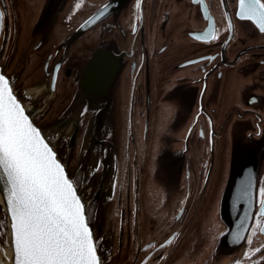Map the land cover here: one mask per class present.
<instances>
[{
    "label": "flooded vegetation",
    "instance_id": "af4514ba",
    "mask_svg": "<svg viewBox=\"0 0 264 264\" xmlns=\"http://www.w3.org/2000/svg\"><path fill=\"white\" fill-rule=\"evenodd\" d=\"M111 1L100 0L89 18ZM60 2L0 0V12L5 13L0 40L4 33L14 39L12 51L7 44L0 48V64L50 143L54 146L56 126V132H72L70 150L80 130H84L88 153L97 132L105 135L100 142L112 145L111 133L126 127L131 119L134 124L135 112L145 130L139 135L142 142L133 145L147 148L151 160L154 149L168 148L161 155L173 167L189 151L187 161L199 165V176L206 177L207 164L211 166L209 175L220 178L210 191V178L205 181L204 191L193 193V201L170 219L173 230L163 243L142 240L137 228L134 236L139 244L132 246L130 264H156L154 257L161 246L185 241L194 228L192 243L197 245L195 239L205 228L199 221L214 208L221 220L218 239L209 247V256L200 253L208 243L191 260L195 264H264V232L256 228L259 189L264 187V33L252 21L236 16L238 0H139V8L138 0H125L78 39L83 33L67 36L65 30L71 4L68 0L58 15L55 10ZM210 24L215 26L216 39H196ZM55 42L59 43L58 55ZM97 51L113 78L104 89L85 90L80 84L82 73ZM27 53L29 58L22 59ZM35 73L40 79L32 77ZM69 85L76 90L58 113ZM54 112L59 117L55 124ZM84 116L81 125L78 121ZM168 121L175 125L170 136L160 132ZM202 155L208 161H198ZM183 171L188 181L191 170L187 166ZM77 173L91 177L94 169L81 165ZM107 174L104 187L110 179ZM247 180L252 185L251 200L238 201L242 182ZM89 192L92 194V187ZM9 229V217L0 202V244L8 240ZM170 258L164 263L174 264Z\"/></svg>",
    "mask_w": 264,
    "mask_h": 264
},
{
    "label": "rangeland",
    "instance_id": "374dc122",
    "mask_svg": "<svg viewBox=\"0 0 264 264\" xmlns=\"http://www.w3.org/2000/svg\"><path fill=\"white\" fill-rule=\"evenodd\" d=\"M67 1L61 0L55 10L58 15L61 14ZM68 3L71 5L66 16L69 18V23L65 26L67 36L76 33V29L99 6L100 0H69ZM83 36L84 33L78 39L83 38ZM76 42L77 39L73 45ZM5 44L12 51L14 39L7 38L4 33L0 40V48ZM58 44L57 42L54 43V53L56 55H58L57 53L60 54ZM60 46L67 48L66 45ZM28 58V53L23 54L22 59L26 60ZM20 72L24 74V68ZM35 75L36 73L32 76L34 79H40L39 76L35 77ZM29 87L31 86L26 88ZM75 90L76 88L72 89V86L69 85L67 91H63L65 98L62 106L59 110L57 109L58 113L69 103ZM69 91H72L70 96ZM66 117L71 119L68 114ZM136 117L134 112V124H132L131 119V123L126 124V127L122 125L121 128L111 133L112 145H104L103 142H100L105 137L102 131L95 133L93 136V143L95 144L89 153L86 154L84 152L88 144L84 143V130H80L74 148L70 150L72 132L69 131V135L65 132L60 134V131L56 132L57 128L54 126V147L59 152V155H63L61 159L68 166L70 176L76 181L82 197L87 200V212L91 223H93L96 243L100 245V248H103L101 254L103 262L104 260L107 261L103 264L131 263L134 257L133 247L137 248L139 244L137 237L134 236L137 228L142 240L152 241L155 244L163 243L173 230L172 223H169L170 219L177 214L179 215L182 207H186L193 201L195 195L192 196V194L204 191L203 183L209 178L211 181L209 191L212 188V184L215 189L220 183V178L216 174L209 175L211 166L205 163L204 174L206 177L203 178L204 176L198 175L199 165L187 161L189 151L173 167L168 162H164L163 157L165 155H161V151H168V148L154 149L153 160H151L147 148L133 145V143L140 144L142 142L139 135L145 130L144 124L137 120ZM73 118L71 121L74 122ZM84 118L85 116L78 123L83 125ZM36 119L43 127V123L40 122L39 118ZM58 119L57 113L54 112V124ZM174 130L175 125L168 121L160 132L170 136ZM65 136H68V138ZM129 142L132 143L130 144L131 146L128 145ZM94 149L96 150L95 161L90 159ZM83 156H86V159H88L86 163L91 164L94 169L91 177H85L77 173V169L81 167V162H83ZM170 157H173V153ZM204 158L205 156L202 155L197 160L208 161V159ZM85 166L84 164L83 167ZM187 166L192 173L188 181L184 179L185 172L183 171ZM106 174L110 176V179L108 180V186L104 187L103 181L106 178ZM197 181L201 184L197 185ZM88 187L93 188L92 194L88 192ZM88 199L92 200V202H88ZM206 214L205 218H201L199 221V224H204L205 228L195 239L197 245L192 243L196 237V229L194 228L193 231L187 233L185 241L183 238L177 244L171 243L161 246L160 250L155 254V263L165 264L164 260H169L171 254L177 251L171 256L170 263L175 260L174 264H195V261L193 262L192 260L196 259V253L209 243L208 247L203 250L204 253L200 251L201 254L208 256L209 247L213 244V241L216 242L218 239L221 220L219 213L217 219L215 208L209 210ZM136 218H139L138 224L135 222ZM206 225L209 229L206 228ZM7 245L11 249L10 235L8 240L1 241L0 247L4 248ZM220 262L222 261L219 260Z\"/></svg>",
    "mask_w": 264,
    "mask_h": 264
},
{
    "label": "snow or ice",
    "instance_id": "6c2138e0",
    "mask_svg": "<svg viewBox=\"0 0 264 264\" xmlns=\"http://www.w3.org/2000/svg\"><path fill=\"white\" fill-rule=\"evenodd\" d=\"M236 16L242 21H252L264 33L262 0H238ZM4 17L5 13L0 12V27ZM195 38L205 42L215 40V26L210 24L203 35ZM0 183L11 220L14 264H100L85 206L73 181L25 114L3 75H0ZM251 187L250 180L242 182L237 200L249 202ZM259 197L256 228L264 232V187L259 189ZM236 236L239 239V233Z\"/></svg>",
    "mask_w": 264,
    "mask_h": 264
},
{
    "label": "water",
    "instance_id": "95a60500",
    "mask_svg": "<svg viewBox=\"0 0 264 264\" xmlns=\"http://www.w3.org/2000/svg\"><path fill=\"white\" fill-rule=\"evenodd\" d=\"M125 0H112L107 7H104L102 9H99L95 14H93L83 25L76 31L75 35L78 36L82 34L85 30H88L90 27L94 26L98 22H100L103 18H105L108 14L111 12H114L119 8L124 3ZM103 55L100 51H97L93 54L91 59L89 60L87 66L85 67L82 77H81V87L85 90H101L104 89L112 80L113 78V73L109 74L108 69L105 68V65H102L103 62ZM0 75L5 76L6 79L9 81V86L13 90V95L17 98V101L21 104V106L25 110V114L29 117V120L33 123V126L36 127L42 134V136L45 138V141L49 143V146L53 149V151L56 153L57 160L62 164V166L65 168V172L68 175V177L73 181L74 186L76 187L77 195L80 197L81 202L85 206V215L86 219L88 220L90 230L92 231L93 234V240L96 243L95 235H94V228L92 224L89 221L88 213H87V204L85 200L83 199L82 195L80 194L78 187L76 186L74 180L72 177L69 175V171L67 169V166L65 163L60 159L59 154L57 150L54 148V146L50 143V141L47 139L45 134L43 133L42 129L36 124L34 119L31 117V115L27 112L26 107L24 103L20 100L18 95L14 92L13 85L11 83L10 78L7 76V74L3 71L2 65L0 64ZM0 202L6 211L8 217H9V228H10V243H11V256H12V264H14V248L12 244V232H11V220L9 213L7 211V206L5 203V199L3 196V184L0 183ZM97 244V243H96ZM97 256L99 257L100 264H103L102 258L100 256L98 246H97Z\"/></svg>",
    "mask_w": 264,
    "mask_h": 264
},
{
    "label": "bare ground",
    "instance_id": "6f19581e",
    "mask_svg": "<svg viewBox=\"0 0 264 264\" xmlns=\"http://www.w3.org/2000/svg\"><path fill=\"white\" fill-rule=\"evenodd\" d=\"M69 131L70 129H66V130L60 131L59 133L61 134L62 132H65L69 135ZM65 137L68 138V136H65ZM0 264H12L11 249L8 247V245L7 247L4 248V251L1 250L0 252Z\"/></svg>",
    "mask_w": 264,
    "mask_h": 264
},
{
    "label": "crops",
    "instance_id": "0c3cea01",
    "mask_svg": "<svg viewBox=\"0 0 264 264\" xmlns=\"http://www.w3.org/2000/svg\"><path fill=\"white\" fill-rule=\"evenodd\" d=\"M88 148H89V146H87V148L85 149V152H86V153H88ZM90 156H91V159L94 161V158H95L94 151H92V153H91ZM85 159H86V157L83 158V162H84V163L81 162V165H84V164L86 163L87 160H85ZM86 165H91V164H86Z\"/></svg>",
    "mask_w": 264,
    "mask_h": 264
},
{
    "label": "trees",
    "instance_id": "16d2710c",
    "mask_svg": "<svg viewBox=\"0 0 264 264\" xmlns=\"http://www.w3.org/2000/svg\"><path fill=\"white\" fill-rule=\"evenodd\" d=\"M62 160V159H61ZM67 166V165H66ZM69 174H70V172H69ZM82 176V175H81ZM74 182H75V184H76V181L74 180ZM76 186L78 187V185L76 184ZM89 188H87V190H88ZM84 199V198H83ZM85 200V199H84ZM86 201V204H87V200H85ZM88 202H89V200H88ZM92 202V200L90 201V203ZM88 205V204H87ZM88 213V212H87ZM104 244H106V243H104ZM103 244V245H104ZM97 246H98V250H99V253H100V256H101V254H102V252H103V248H100V245H98L97 244ZM102 258V257H101ZM103 260V259H102Z\"/></svg>",
    "mask_w": 264,
    "mask_h": 264
},
{
    "label": "built area",
    "instance_id": "2783aa9c",
    "mask_svg": "<svg viewBox=\"0 0 264 264\" xmlns=\"http://www.w3.org/2000/svg\"><path fill=\"white\" fill-rule=\"evenodd\" d=\"M15 93H17V91L15 90ZM89 191H90V189H89Z\"/></svg>",
    "mask_w": 264,
    "mask_h": 264
}]
</instances>
